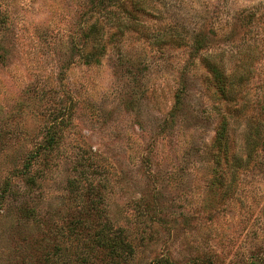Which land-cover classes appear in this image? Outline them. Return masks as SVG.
I'll return each mask as SVG.
<instances>
[{
	"label": "rangeland",
	"instance_id": "374dc122",
	"mask_svg": "<svg viewBox=\"0 0 264 264\" xmlns=\"http://www.w3.org/2000/svg\"><path fill=\"white\" fill-rule=\"evenodd\" d=\"M117 1L0 0V264H264V0Z\"/></svg>",
	"mask_w": 264,
	"mask_h": 264
},
{
	"label": "trees",
	"instance_id": "16d2710c",
	"mask_svg": "<svg viewBox=\"0 0 264 264\" xmlns=\"http://www.w3.org/2000/svg\"><path fill=\"white\" fill-rule=\"evenodd\" d=\"M97 1L98 2H105L108 0H97ZM128 2H129V0H123L120 2L117 1V4L122 11V14L124 16H128V18L126 17L127 19L125 18L124 21H127L128 19L129 20L134 19L135 18V12L144 11V3L142 0H134L132 2L133 7L131 9L128 7ZM144 13H145V11H144ZM119 19L120 18H118V20ZM3 21H4L3 17H0V24ZM93 27L96 28V25ZM85 56H86V58L90 57V54L87 53ZM208 67L211 71L212 81H213V84H214L215 88L217 89V91L222 96H226V97L229 96V93H230V87H229L230 74H227L225 72L224 67L217 62L208 63ZM228 132H229L228 121L226 119H223L222 122L220 123V126L218 127V129L216 131L215 139H214L215 146L217 147L218 152H220V156L217 157V160H216V163L218 166L221 164L222 159L228 161L229 157L232 156V154L230 153ZM48 141L52 142L53 136L50 135V138L48 137Z\"/></svg>",
	"mask_w": 264,
	"mask_h": 264
}]
</instances>
